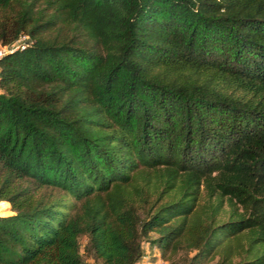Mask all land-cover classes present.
Segmentation results:
<instances>
[{
  "label": "trees",
  "instance_id": "obj_1",
  "mask_svg": "<svg viewBox=\"0 0 264 264\" xmlns=\"http://www.w3.org/2000/svg\"><path fill=\"white\" fill-rule=\"evenodd\" d=\"M22 36L0 58V264H92L81 237L100 264L144 242L264 264V0H0V43Z\"/></svg>",
  "mask_w": 264,
  "mask_h": 264
},
{
  "label": "rangeland",
  "instance_id": "obj_2",
  "mask_svg": "<svg viewBox=\"0 0 264 264\" xmlns=\"http://www.w3.org/2000/svg\"><path fill=\"white\" fill-rule=\"evenodd\" d=\"M10 205L6 202L0 203V215H7L10 213L9 207ZM155 233H152L151 236H154ZM86 238L81 237L80 238V245H81V252L83 255V258L85 260L90 261L92 264H100L99 261L93 260L89 255H87L84 250L83 246L85 244ZM144 257L143 261L144 263L149 264H189V258L191 257V253H186L183 250H178L175 253L168 252L166 257H162L161 251L156 248H149L147 243L144 242ZM141 260V261H142ZM218 256L215 254L209 258H206L202 260L201 262L197 264H217ZM237 259L234 260L236 262Z\"/></svg>",
  "mask_w": 264,
  "mask_h": 264
},
{
  "label": "built area",
  "instance_id": "obj_3",
  "mask_svg": "<svg viewBox=\"0 0 264 264\" xmlns=\"http://www.w3.org/2000/svg\"><path fill=\"white\" fill-rule=\"evenodd\" d=\"M26 39V36H22L17 42H15L13 45H3L0 43V58L6 54L8 51L17 48V47H24L25 42L24 40ZM136 264H149V263H144L143 261H139Z\"/></svg>",
  "mask_w": 264,
  "mask_h": 264
},
{
  "label": "crops",
  "instance_id": "obj_4",
  "mask_svg": "<svg viewBox=\"0 0 264 264\" xmlns=\"http://www.w3.org/2000/svg\"><path fill=\"white\" fill-rule=\"evenodd\" d=\"M143 261V260H142ZM144 262V261H143Z\"/></svg>",
  "mask_w": 264,
  "mask_h": 264
}]
</instances>
